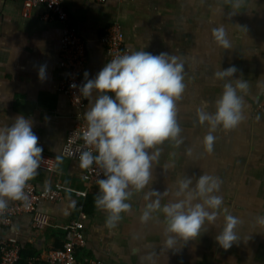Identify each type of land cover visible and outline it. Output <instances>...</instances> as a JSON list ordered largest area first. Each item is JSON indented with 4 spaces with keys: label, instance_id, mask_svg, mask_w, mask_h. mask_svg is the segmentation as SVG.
<instances>
[{
    "label": "crops",
    "instance_id": "obj_1",
    "mask_svg": "<svg viewBox=\"0 0 264 264\" xmlns=\"http://www.w3.org/2000/svg\"><path fill=\"white\" fill-rule=\"evenodd\" d=\"M64 6L85 42L89 78L107 63L100 37L114 23L121 25L129 50L166 52L183 62L185 90L176 102L180 143L170 139L156 146L159 155L145 191L159 190L163 206L176 198V182L181 177H193L194 182L205 173L218 177L221 208L240 221L235 229L238 242L227 251L215 242L223 226L225 213L221 211L216 224L206 223L195 239L178 240L173 249L164 248L163 214L156 212L149 221L140 220L148 203L143 192H133L127 201L130 210L121 213L113 227L106 224L107 213L95 205L98 184L87 185L79 161L63 156L74 110L60 90L67 71L61 58L62 26L44 19L48 14L44 6L24 17L19 0H0V101H4L0 127L10 125L17 115L31 118L45 159L29 182L37 191L56 184L68 189L63 200L40 201L37 206L50 217V226L34 231L30 215L15 217L10 226L0 227V245L14 239L39 264H46L48 253L62 246L63 227L80 212L81 201L73 191L87 189L82 209L87 245L78 253L79 260L264 264V224L259 223L264 219V113L256 112L264 91V0H65ZM220 25L231 42L228 49L212 39L211 30ZM43 64L47 65L46 78L40 80L38 70ZM232 65L238 69L233 77H215ZM238 79L249 85L242 93L243 119L232 130L217 128L208 151L203 140L209 129L199 121L198 110L214 112L224 84H235ZM89 106L87 100L85 111ZM51 164L55 172L47 169ZM15 202L9 201L8 206Z\"/></svg>",
    "mask_w": 264,
    "mask_h": 264
},
{
    "label": "clouds",
    "instance_id": "obj_2",
    "mask_svg": "<svg viewBox=\"0 0 264 264\" xmlns=\"http://www.w3.org/2000/svg\"><path fill=\"white\" fill-rule=\"evenodd\" d=\"M211 35L219 46L231 47L223 25L213 28ZM46 69V64L39 67L40 80L46 78ZM237 71L232 65L216 72L215 77H233ZM90 75L85 71L86 82L79 86L80 94L90 104L84 112L86 128L81 137L89 150L80 152L79 166L87 169L95 164L102 170L95 205L107 213L106 224L113 227L121 213L130 210L127 201L133 192H143L148 203L140 220L147 222L154 213L163 214L164 248L173 249L178 240L195 239L206 223L215 225L223 211V226L214 239L223 250L231 249L238 242L235 229L240 221L221 208L223 197L216 194L221 184L218 177L205 173L195 182L193 177H181L176 182V198L163 206L159 190L145 191L152 180L153 161L159 155L156 146L170 139L180 143L176 102L185 84L184 64L179 57L130 50L107 61L95 76ZM248 87L243 79L235 84L227 82L215 101L214 112L198 110L199 121L206 122L209 129L203 140L208 151L212 150L217 128L229 131L242 121V93ZM33 127V120L24 115L0 127V211L9 201L27 200L24 189L45 159ZM259 223L264 224V219Z\"/></svg>",
    "mask_w": 264,
    "mask_h": 264
},
{
    "label": "built area",
    "instance_id": "obj_3",
    "mask_svg": "<svg viewBox=\"0 0 264 264\" xmlns=\"http://www.w3.org/2000/svg\"><path fill=\"white\" fill-rule=\"evenodd\" d=\"M23 5V16L28 17L34 8L44 6L48 14L44 19L56 21L62 26L61 58L66 64V76L60 83L61 92L68 98L74 110V124L67 133L66 143L63 150L64 158L79 161L82 150H89L82 140V132L86 128L84 112L87 106L85 99L79 92V86L85 82L84 73L87 65L86 45L79 36L76 27L72 24L65 10V0H19ZM104 2L106 0H97ZM100 43L104 46L107 61L128 53L130 50L125 46L122 27L114 23L104 29L100 37ZM75 85V87H73ZM256 112L264 113V91L261 101L257 105ZM47 169L52 172L56 167L51 164ZM102 178V170L95 164L85 169L83 180L87 185L98 184ZM63 185L56 184L37 191L32 183H27L24 191L27 200H19L0 211V227H8L13 223L15 217L30 215L31 227L34 231H40L50 226V217L37 208L40 201L58 202L63 200L65 191ZM71 191V190H70ZM80 199L79 214L63 227L64 239L60 249L51 250L48 253L46 264H104L93 258L84 257L78 259V253L87 245L85 237L84 219L82 213L83 201L86 199L88 190L73 191ZM21 246L14 239H9L0 245V264H18L21 261ZM28 264H35V259H29Z\"/></svg>",
    "mask_w": 264,
    "mask_h": 264
},
{
    "label": "trees",
    "instance_id": "obj_4",
    "mask_svg": "<svg viewBox=\"0 0 264 264\" xmlns=\"http://www.w3.org/2000/svg\"><path fill=\"white\" fill-rule=\"evenodd\" d=\"M61 247H59L58 249H60ZM21 257H22L21 261L18 264H28V260L30 258L35 259V264H39L40 263L39 259L35 258L34 256H31V254H27L26 250L24 251V249L21 250Z\"/></svg>",
    "mask_w": 264,
    "mask_h": 264
}]
</instances>
